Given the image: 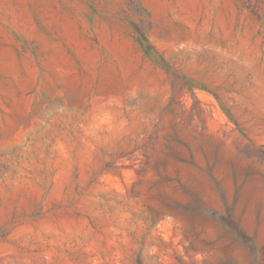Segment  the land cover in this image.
<instances>
[{"label":"rangeland","instance_id":"rangeland-1","mask_svg":"<svg viewBox=\"0 0 264 264\" xmlns=\"http://www.w3.org/2000/svg\"><path fill=\"white\" fill-rule=\"evenodd\" d=\"M0 264H264V0H0Z\"/></svg>","mask_w":264,"mask_h":264},{"label":"trees","instance_id":"trees-1","mask_svg":"<svg viewBox=\"0 0 264 264\" xmlns=\"http://www.w3.org/2000/svg\"><path fill=\"white\" fill-rule=\"evenodd\" d=\"M132 1V0H130ZM133 33L136 37H138L140 40H142L145 43H148L144 33H143V26H142V20H139V24H133L132 25Z\"/></svg>","mask_w":264,"mask_h":264}]
</instances>
